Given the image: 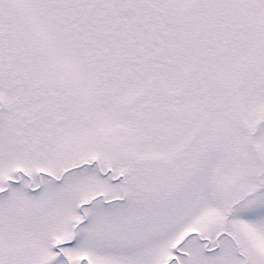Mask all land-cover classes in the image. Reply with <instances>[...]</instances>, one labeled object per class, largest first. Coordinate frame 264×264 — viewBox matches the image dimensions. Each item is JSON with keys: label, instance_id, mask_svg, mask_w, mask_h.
<instances>
[{"label": "snow or ice", "instance_id": "1", "mask_svg": "<svg viewBox=\"0 0 264 264\" xmlns=\"http://www.w3.org/2000/svg\"><path fill=\"white\" fill-rule=\"evenodd\" d=\"M0 264H264V0H0Z\"/></svg>", "mask_w": 264, "mask_h": 264}]
</instances>
